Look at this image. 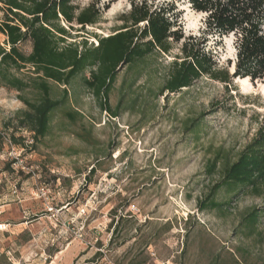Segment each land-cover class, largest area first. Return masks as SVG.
<instances>
[{
	"label": "rangeland",
	"instance_id": "obj_1",
	"mask_svg": "<svg viewBox=\"0 0 264 264\" xmlns=\"http://www.w3.org/2000/svg\"><path fill=\"white\" fill-rule=\"evenodd\" d=\"M130 1L78 0L80 8L97 3L102 16L74 37H89L95 46L93 35L116 29ZM148 2H173L185 38L202 33L204 16L186 1ZM4 41L0 34V45ZM18 47L31 50L28 41ZM206 47L219 64L229 62L232 73L229 40L209 37ZM175 53L177 46L169 56L152 54L118 72L108 98L113 108L123 96L114 119L76 77L67 109L83 120L70 123L54 113L48 135L37 143L13 121L25 109L18 94L0 87V264H214L216 257V264H231L238 248L247 252L243 264H264V217L261 240L235 233L247 210L263 206L260 199L239 197L221 211L198 208L218 182V172H205L214 152L221 149L234 161L264 123V82L244 90L237 79L226 88L204 78L164 99L157 93ZM61 89L53 86L56 97ZM193 121L198 126L188 131ZM86 131L89 142L77 136ZM4 138L13 144L14 164Z\"/></svg>",
	"mask_w": 264,
	"mask_h": 264
},
{
	"label": "trees",
	"instance_id": "obj_2",
	"mask_svg": "<svg viewBox=\"0 0 264 264\" xmlns=\"http://www.w3.org/2000/svg\"><path fill=\"white\" fill-rule=\"evenodd\" d=\"M78 0H0L3 13L0 34V87L13 90L25 107L13 121L16 128L28 131L33 142L45 138L54 113L61 111L70 123L82 121V115L70 107L68 87L78 76L99 109L116 118L122 97L112 108L108 98L121 69L155 54L169 56L173 47L177 53L168 64L165 80L158 96L180 93L200 79H209L226 88L236 78H248L251 83L264 82V0H183L191 10L204 15L199 36L184 37L179 14L173 2L154 5L148 0H131L129 10L121 15L120 25L108 36L94 34L96 45L84 34L86 27L100 23L102 12L97 3L80 8ZM108 9V6L105 7ZM74 33V34H72ZM232 38L235 52L233 72L219 64L216 52L207 49V39ZM81 38V40H77ZM28 41L31 50L24 54L19 45ZM27 69L26 78L19 77ZM53 86L62 88L58 97ZM26 91L32 97L23 95ZM12 125V121L8 123ZM190 124L188 131L197 127ZM89 142L90 132L77 135ZM23 138V137H22ZM14 140V139H13ZM13 163V162H12ZM95 172V167L89 174ZM206 174L218 172V182L208 196L199 201V210L227 208L232 200L243 196L260 199L263 206L247 210L240 218L235 233L241 238H263L259 230L264 217V123L256 130L234 161L217 149L206 165ZM222 193L223 201L216 195ZM113 222V221H112ZM112 226V225H110ZM116 225L113 226V231ZM112 231V232H113ZM231 264H243L247 252L235 249ZM215 258L214 264L218 261ZM133 264H145L143 260Z\"/></svg>",
	"mask_w": 264,
	"mask_h": 264
},
{
	"label": "bare ground",
	"instance_id": "obj_3",
	"mask_svg": "<svg viewBox=\"0 0 264 264\" xmlns=\"http://www.w3.org/2000/svg\"><path fill=\"white\" fill-rule=\"evenodd\" d=\"M197 14H199V15H202V14H200V13H197ZM202 16H204V15H202ZM227 40H229V42H230V45H231V49H232V52H233V55H234V49H233V47H232V44H231V37H225ZM234 58V57H233ZM234 66L232 65V67H231V71L233 72V70H234V68H233ZM242 85H243V89L244 90H248L249 89V87H250V81H249V79L248 78H244V79H241V78H236ZM260 90L262 91V92H264V84H260Z\"/></svg>",
	"mask_w": 264,
	"mask_h": 264
},
{
	"label": "built area",
	"instance_id": "obj_4",
	"mask_svg": "<svg viewBox=\"0 0 264 264\" xmlns=\"http://www.w3.org/2000/svg\"><path fill=\"white\" fill-rule=\"evenodd\" d=\"M4 144H7L8 146V148H9V152H8V158H9V160L11 159V157H12V155H13V152H14V147H13V144H12V142H11V140L10 139H5L4 138ZM10 161H12V160H10ZM13 162V164L15 163V161H12Z\"/></svg>",
	"mask_w": 264,
	"mask_h": 264
}]
</instances>
